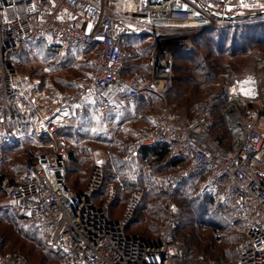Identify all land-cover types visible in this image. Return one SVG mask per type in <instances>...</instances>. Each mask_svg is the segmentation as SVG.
Segmentation results:
<instances>
[{
	"label": "built area",
	"instance_id": "obj_1",
	"mask_svg": "<svg viewBox=\"0 0 264 264\" xmlns=\"http://www.w3.org/2000/svg\"><path fill=\"white\" fill-rule=\"evenodd\" d=\"M197 1L220 18L190 0H0V162L12 143L14 119L53 139L75 114L84 112L88 102L96 100L99 114L107 117L126 111L138 95L151 93L162 106L149 116V126L139 132L129 153L162 144L169 151L167 161L186 160L159 176L165 195L204 171L208 185L221 198L239 194L245 239L236 264H264V55L253 56L256 72L262 75L257 86L253 81L240 84L245 92L256 90L258 97L232 92L220 109L228 147L212 136L215 94L194 103L193 117L183 116L168 101L174 55L186 48L185 39L215 27L225 15L264 10V0ZM133 36L152 39L147 81L126 74L127 38ZM38 40L52 51L98 49L87 60L89 75L59 94L47 110L39 85L9 63ZM67 158L62 144L38 154L10 189L11 205L46 236L53 251L64 254L69 264H178L181 254L170 218L156 244L126 234L125 227L141 203V190L128 194L121 218L112 222L108 213L117 191L105 181L102 166L92 168L84 190L76 193L66 184ZM101 192L98 205L95 198ZM2 242L0 238V249ZM0 264L27 263L20 255L0 252Z\"/></svg>",
	"mask_w": 264,
	"mask_h": 264
},
{
	"label": "trees",
	"instance_id": "obj_2",
	"mask_svg": "<svg viewBox=\"0 0 264 264\" xmlns=\"http://www.w3.org/2000/svg\"><path fill=\"white\" fill-rule=\"evenodd\" d=\"M240 20L242 21H240L239 23L230 24L227 27H213L210 29H206L200 32L199 35L194 38L196 40L194 42L195 45L193 49L190 51L191 53L188 52L185 54H193V59L191 61L189 59V61L192 64V67L190 66V69L192 70V75H194V80H190V78L186 75H184L185 77H178L177 72L180 73L181 71V73H184V71L183 69H176V61L181 59V56L183 55H174L173 85L168 96V101L176 104L180 114L186 117H193L194 103L190 104L185 110L182 107V102H179L187 100L186 97L188 95L187 93L189 92L187 91L189 90L187 89V87H190L189 81H191V86L197 87V83L200 82L201 78H203L204 80L220 79V81L222 82L221 90L219 93L215 94L213 99L214 125L212 127V136L225 147L229 146V136L224 127L223 120L220 115V109L227 99V88L233 83L234 78L236 77V72L238 71L240 65L243 64V62L249 57L251 53L257 51V53H261L264 55V17ZM137 39L134 44L129 43L130 38L127 39V45L129 46V49L131 47L133 49V47H135V44H137L138 46L140 44H143L140 51L143 56L146 54L148 56L144 59L143 64L138 65H128L127 61L125 60L126 74H137L141 76L145 81H147L149 79V72L146 66V60L150 55L153 44L148 36H139ZM196 46L206 52L205 58H202L199 51L195 50ZM32 47L35 49V51L28 52ZM97 51L98 49L94 46H77L68 50L66 58L71 59L77 56L76 54H80L82 56H86L88 60V58L96 54ZM34 52H37L35 53L36 55H34ZM33 55L42 56L45 59L50 57L49 59L54 60L57 57L58 52L46 49L44 44L40 40H38L32 43L24 51L12 57L9 63L12 67L17 69V71H20L22 65L31 62ZM195 58H198L199 60L197 63H195ZM85 67L87 69H90L88 62ZM186 73L187 69L185 70L184 74ZM176 84H181L183 88H181L180 90H176ZM72 88H69V90ZM197 88L202 91V94H207L209 92H212L214 88H216V85L212 84L211 87H203V89L201 88V86L200 88L199 86ZM154 98L158 99L162 103L161 99L157 96L151 93H142L129 104L126 111L111 115V121L116 122L117 133L121 132V124L128 120V118H125L124 116H126L132 108H135L136 104H139L141 101H144L145 103ZM157 110L149 112L145 122L146 124L135 134V136H133L129 143H127L128 138H123L119 140L118 143H115L113 145L115 149L108 154V157L112 161H110L111 163L107 166L106 172L109 170L112 171L114 167L118 168V164L119 167H121L123 165V162H125V160H121V157L122 159L125 158L126 160H128V162H132L133 160H144L152 157L154 158L158 166L163 168L166 167L164 169L168 168L169 171L167 172H171L186 163V160L179 159L166 161L169 155V151L167 147L162 144L155 145L152 148L142 149L135 154L129 153V146L135 141L139 132L149 126L148 118ZM246 112L247 109L244 108L243 113ZM95 117L96 119H105L98 112L96 100L86 103L84 112L81 114H75L74 119H77L78 122L86 127H91L92 125H97L98 123L94 122ZM62 129H60L59 131H61ZM44 139H46V137L36 135L34 142L38 141V144L39 141H42ZM31 147L32 148L26 147L25 149L16 151V153L13 154L16 155V159L11 157L12 159L10 158L5 160V166H7V168L9 167V173L8 170H6L7 174L9 175H0V195L4 196L8 200L10 197V189L18 182L20 174L18 171L21 163H25L26 165L34 162L38 153L42 151L39 148H34L33 146ZM67 154L68 158L66 162L65 172L67 187L73 192L81 193L84 190L87 179L89 177L88 161L84 162V165H87L88 167L85 166L84 168L81 164L80 168L74 167V169H71L69 168V164L71 162L75 163L77 162V160H74L72 151L67 150ZM10 172H14L15 174L11 176L10 174L12 173ZM150 172L152 174L154 172V174L159 175L161 171H157L156 169L152 171L150 167L147 169V173L149 174ZM104 174L105 181L107 183H113L117 191L116 201L110 206L108 213L110 220L112 222H117L121 218L124 202L128 194L123 198L125 191L122 188L121 184L114 179L113 175H109L108 172H104ZM206 174L207 171H204L196 177L202 178V176ZM191 179H194V177ZM187 181H185L182 186ZM102 195L103 192H101V194H99L95 198L98 205H100ZM232 198L235 199L236 207L225 205H218L217 207L218 212L221 215L220 217L223 224V226L220 228V230L223 232V247L220 250H218L219 248L217 249L211 239L203 242L197 241L195 239V236L193 235V231H186L189 229L184 228V225L177 226L176 236L180 237L181 239V251L183 253V259L181 258L177 262L178 264H186L185 262H192V257L193 255H195V250L198 253L202 252L212 259L214 258V264H219V262L222 261L223 257H226L225 259L229 260L228 264L237 263L241 253H239V251H237L235 247L241 244L245 239V226L240 217L238 204L239 194L235 193ZM155 200L156 201L155 203L153 202V205L145 204L143 202L144 195L142 194L141 203L137 208L133 219L125 227L126 234L141 238L149 244H156L159 242L160 227L159 225L157 226V224L159 223L160 218L163 216L164 199L161 198ZM174 200L176 203H181L182 201L184 203L196 202V200L193 201L192 198L185 193H178L177 195H175ZM199 204L202 207V203ZM14 211L15 212H12V216L7 217V215H4L0 217V237L3 240L0 252L2 254L20 255L25 259L27 264H55V260H57V262L59 261L58 264H60V261H62L61 263L63 264H69L64 254L60 252H57L58 254L56 252H53V250L48 246L46 236L43 233H41L30 221L23 219L15 208ZM190 212L192 213V217H195L197 221H200L201 223L204 222L202 217L203 213L198 214L196 208H193L192 210H190ZM184 213H182L181 215H184ZM178 215L179 214H176L174 219H177ZM154 223H156V225H154Z\"/></svg>",
	"mask_w": 264,
	"mask_h": 264
},
{
	"label": "rangeland",
	"instance_id": "obj_3",
	"mask_svg": "<svg viewBox=\"0 0 264 264\" xmlns=\"http://www.w3.org/2000/svg\"><path fill=\"white\" fill-rule=\"evenodd\" d=\"M240 21L242 20L239 19L232 22L221 21V23L217 24L214 28L227 27L230 24L239 23ZM198 35L199 33L189 35V38L185 39L186 48H184L183 50H179L176 53L177 55H183L181 56V59L176 61V69H183L184 73L187 69L186 74L181 73V71L180 73L177 72L178 77H183L184 75H186L190 78V80H194V75H192V70L190 69V66L192 67L190 61L193 59V54H190V51L195 45L194 42L196 39L194 38H196V36ZM134 46L135 47H133V49L132 47L129 49V56L126 58L127 64H143L144 59L148 56L147 54L143 56L140 51L143 44H140L139 46L135 44ZM195 50L199 51L202 58L206 57V52H204L202 49H199L198 46H196ZM32 51H35L33 47L30 48L28 52ZM56 52H58V55L54 60L49 59L50 57L45 59L42 56H34L36 55L35 53H37L34 52L31 62L22 65L20 71H18L21 75L27 77L35 84L39 85L43 97V107L46 110L54 105V102L59 94L66 90H69V88L74 87L75 81L83 79L84 77H87L89 75V69L85 67V65H87L86 56L76 54L77 56L69 59L66 58L68 51ZM188 52L190 53L185 55ZM255 52L257 53V51ZM255 52L251 53L249 57L243 62V64L240 65V67L238 68L233 83L227 88V96L229 95V93L233 92L241 96H250L253 98L258 97L256 90H254L253 92H245L240 87L241 83H251L252 81L257 86L258 80L262 77V75L258 74L255 69L253 61V56L256 54ZM195 61L194 62L197 63L199 61L198 58H195ZM212 84H215L216 88H214V90L209 93H219L222 87V82L220 81V79L204 80L203 78H201L200 82L197 83V87L199 86L200 88L201 86V88L203 89V87H211ZM189 85L190 87H187V89H189L187 90L189 91L186 97L187 100L179 101L182 102V107L185 110L190 104L195 103L198 99L206 95L202 94V91L199 90L197 87L191 86V81H189ZM175 87L176 90H180L181 88H183L181 84H176ZM161 104L162 103L155 98L145 103L144 101H141L139 104H136L135 108H132L131 111L126 116H124L125 118H128V120L121 124L120 133H117L116 122L111 121V116L104 117L105 119L103 120L96 119L95 117L94 122L98 123L97 125L94 124L91 127H86L80 122H78L77 119H73L69 125L64 127V129H62L61 131H57L53 139L46 138L42 141H39V143L37 144L38 148L42 150L40 153H48L53 146L59 144L64 145L66 151H72V154L74 155V160H77V162L74 161L75 163L71 162L69 164V168H80L81 164L84 168L85 166L88 167L87 165H84V162L88 161L89 174L96 164L101 165L105 173L108 172L109 175H113L114 179L121 184L122 188L125 191L123 198L126 197L127 194H129L133 190H141L144 195L143 202L145 204L153 205V202L155 203L156 201L155 199H164L163 216L160 218L159 223L157 224V226L159 225L160 227L159 238H161V233L164 229V225L167 218H170L175 226L174 238L177 242V247L180 251L182 259L183 253L181 251V239L180 237L176 236V230L178 225H184V228L189 229L186 231H193V235L195 236V239L197 241L203 242L211 239L217 249L219 248L218 250H220L223 247V232L220 230L223 224L220 217L221 215L219 214L217 207L218 205L236 207V202L235 199L232 198V196L223 199L218 195V193L213 191L207 183V174L203 175L202 178L194 177V179L187 181L183 186L180 185L173 194L165 195L159 188L158 179L160 174L162 175L163 172L166 173L167 171H169V169H164L166 167L163 168L158 166L154 158L152 157L144 160H133L132 162H128V160H126L125 158L122 159L121 157V160H125V162H123V165L119 167L118 164V168L113 166L114 168L112 171L109 170L106 172L107 166L111 163L110 161H112L108 157V154L109 152L115 149L113 145L115 143H118V141L123 138H128L127 143H129L133 136H135V134L146 124L145 122L149 112L159 109ZM11 157L15 158L16 155H12ZM24 165L25 163H21L19 167V177L24 169ZM150 167L152 171L155 169L157 171H161L160 174L156 175L153 172V175L150 172L149 175L147 173V169ZM8 169L9 167L7 168V166H5V161L3 159L0 162V175L5 174V176H8L9 174H7L6 171ZM10 173H12L10 174L11 176L15 174L14 172ZM178 193L188 194V196L191 197L193 201L196 200V202L184 203L182 201L181 203H176L174 197ZM199 203H202V207ZM193 208L197 209L198 214L203 213V223L197 221L195 217H192V213L190 212V210H192ZM12 212L15 211L10 203V200L0 195V217L4 215H7V217L12 216ZM182 213H184V215H181ZM176 214L179 215L177 216V219H174ZM154 225H156V223H154ZM243 246L244 241L237 247H235V249L239 251V253H241L243 250ZM225 258L226 257H223L222 261H220L219 264H228L229 260H226ZM61 262L62 261H60V264H63ZM214 262V258L212 259L209 256L203 254L202 252L198 253L195 250V255H193L192 257V262L185 263L214 264ZM58 263L59 261L57 262V260H55V264Z\"/></svg>",
	"mask_w": 264,
	"mask_h": 264
},
{
	"label": "crops",
	"instance_id": "obj_4",
	"mask_svg": "<svg viewBox=\"0 0 264 264\" xmlns=\"http://www.w3.org/2000/svg\"><path fill=\"white\" fill-rule=\"evenodd\" d=\"M138 37L139 36L128 37V38H130L129 43L134 44ZM148 72H149V70H148ZM161 106H162V104H161ZM161 106L159 107L158 110H160ZM11 127H12V129H14L13 139H12V143L9 146H7L6 153L4 156V161L6 159H10L11 156L14 153H16V151H18V150L25 149L26 147L32 148L31 146H33L34 148H38L37 143L34 142L35 136L37 135V133L35 132V128L32 125H30V124L18 125L16 122V119H14V120H12ZM38 154H40V153H38Z\"/></svg>",
	"mask_w": 264,
	"mask_h": 264
},
{
	"label": "water",
	"instance_id": "obj_5",
	"mask_svg": "<svg viewBox=\"0 0 264 264\" xmlns=\"http://www.w3.org/2000/svg\"><path fill=\"white\" fill-rule=\"evenodd\" d=\"M190 1H192L196 6H198L200 9H202L203 11H205L206 13L211 15L212 17L220 18V17L216 16L215 14L211 13L206 8H204L197 0H190ZM259 17H264V10H260V11L253 12V13H248L245 15H225L223 17V19L225 21L232 22V21L239 20V19H253V18H259Z\"/></svg>",
	"mask_w": 264,
	"mask_h": 264
}]
</instances>
